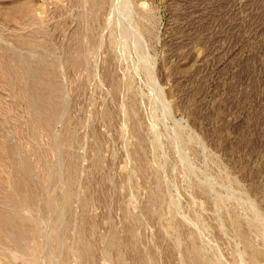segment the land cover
<instances>
[{"label": "rangeland", "instance_id": "374dc122", "mask_svg": "<svg viewBox=\"0 0 264 264\" xmlns=\"http://www.w3.org/2000/svg\"><path fill=\"white\" fill-rule=\"evenodd\" d=\"M0 264H264V0H0Z\"/></svg>", "mask_w": 264, "mask_h": 264}]
</instances>
